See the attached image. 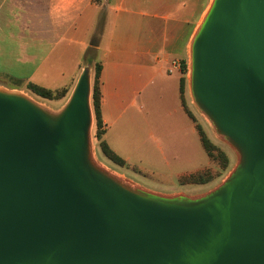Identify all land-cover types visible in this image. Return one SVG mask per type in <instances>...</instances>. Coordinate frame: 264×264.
I'll use <instances>...</instances> for the list:
<instances>
[{"label": "water", "instance_id": "1", "mask_svg": "<svg viewBox=\"0 0 264 264\" xmlns=\"http://www.w3.org/2000/svg\"><path fill=\"white\" fill-rule=\"evenodd\" d=\"M192 58L199 107L236 152L232 137L249 145L234 185L198 215L131 196L121 183L192 199L223 182L168 195L99 165L86 63L60 109L27 93L59 111L48 130L0 96V264H264V0H217Z\"/></svg>", "mask_w": 264, "mask_h": 264}, {"label": "crops", "instance_id": "2", "mask_svg": "<svg viewBox=\"0 0 264 264\" xmlns=\"http://www.w3.org/2000/svg\"><path fill=\"white\" fill-rule=\"evenodd\" d=\"M209 2L0 0V85L32 81L52 90L67 88V101L103 18L98 59L105 141L130 165L140 155L163 153L159 140L166 124L180 127L191 147L201 136L182 102L183 73L172 70V63L188 53ZM157 108L169 111L160 119ZM209 164L208 154L205 165L192 171Z\"/></svg>", "mask_w": 264, "mask_h": 264}, {"label": "rangeland", "instance_id": "3", "mask_svg": "<svg viewBox=\"0 0 264 264\" xmlns=\"http://www.w3.org/2000/svg\"><path fill=\"white\" fill-rule=\"evenodd\" d=\"M176 58H180L178 61L181 63V65L183 64L182 61H185L187 66L185 87L186 104L194 116L197 129L198 125H200L209 139L217 146V154L219 151H222L226 154L228 158V167L223 169L222 163L219 157H217L218 155L215 158L209 155L210 164L208 167L199 170L197 173H193L192 169L195 167H203V165H205L208 158V153L199 136H197V139L195 136V142L191 141L190 147L183 134L178 133L180 127L177 128V126H174L173 124H166L163 127L164 136H161L159 140L161 143L160 146H162L163 149V153L157 150V152L150 153L149 156L145 154H143V156L140 155L138 156L136 162H134L136 165H130L126 162L127 164L125 166H120L104 155L95 137L94 122L92 128V150L94 154V160L99 165L136 186L155 193L196 196L206 193L220 185L236 165L238 157L235 149L229 144V142H227L222 136L218 134L214 124L202 111L194 98L191 82L192 69L188 53L183 56H177ZM85 64L86 63L84 62V65ZM4 83L6 84V87L13 85L10 81H5ZM20 90L35 97L46 107L52 110L60 109L66 101V99H43L32 94L25 88H21ZM157 110L158 118L160 119L162 113L169 111L168 109L163 108H157ZM190 137L193 139L192 134ZM188 170H190V172H187L188 175L180 177V172ZM195 174H206L208 178L211 179L206 183L190 182L188 177Z\"/></svg>", "mask_w": 264, "mask_h": 264}, {"label": "bare ground", "instance_id": "4", "mask_svg": "<svg viewBox=\"0 0 264 264\" xmlns=\"http://www.w3.org/2000/svg\"><path fill=\"white\" fill-rule=\"evenodd\" d=\"M216 2L217 0H210L208 6L204 10L189 40L187 49H188V55L190 57L189 59L190 63L193 62L192 57L194 54L195 44L197 40L200 38V36L203 34L204 29L206 28L211 18L214 5L216 4ZM0 96L7 97L11 100H22L26 105L36 110L40 115L41 122L46 130H48L52 122L55 119H57V114L59 111L54 112L55 114L53 112H49L41 102L36 101V99L32 98L30 95H28L26 92L22 90L16 88L9 89L6 86H0ZM232 140L234 145L237 147V152H236L238 157L237 163L233 167V169L229 172V174L226 176L223 183L215 190L209 193L196 196L192 199H182L180 197L168 198V197L153 195L152 193H148L143 190L138 191L135 190L133 186H125L122 183L120 184V186L124 190L129 192L131 196L139 200H144L146 202L156 205H162L165 207L175 206L176 208H181L183 210L190 211L198 215L200 210H203L206 207L213 204L220 197H222L229 190V188H231L234 185L242 168L245 167L247 164L248 156L243 149L249 148L248 143L241 138L232 137Z\"/></svg>", "mask_w": 264, "mask_h": 264}, {"label": "trees", "instance_id": "5", "mask_svg": "<svg viewBox=\"0 0 264 264\" xmlns=\"http://www.w3.org/2000/svg\"><path fill=\"white\" fill-rule=\"evenodd\" d=\"M96 2H100V0H96ZM103 22L104 19L102 18L101 21L98 23V32L94 35L90 46L87 48L86 53H85V58L84 61L85 63H90L93 66V79H92V93H91V104H92V109H93V114H94V124H95V137L98 141L99 147L101 151L104 153V155L115 162L116 164L120 166H125L126 161L119 156L105 141L104 139V120H103V115H102V90H101V72H102V63L98 59V45H99V38L102 34L103 30ZM182 68L181 71L183 73V76L181 77L180 80V91L182 95V102L183 105L190 115L194 119V116L192 112L188 109V106L186 104L185 100V87H186V64L185 61H182ZM16 87H10V88H25L32 94L43 98V99H48V100H61L67 96L68 89L67 88H61V89H56L52 90L47 87H44L42 85H39L35 82L28 81V82H23V81H18ZM24 83V84H23ZM195 120V119H194ZM198 130L201 136L202 143L207 151V153L211 157H219L223 169H226L228 167V158L226 154L222 151H219V153H216L217 146L209 139L207 134L203 131V129L198 125ZM211 178H208L206 174H195V175H190L188 177V180L190 182L194 183H206L210 181Z\"/></svg>", "mask_w": 264, "mask_h": 264}, {"label": "built area", "instance_id": "6", "mask_svg": "<svg viewBox=\"0 0 264 264\" xmlns=\"http://www.w3.org/2000/svg\"><path fill=\"white\" fill-rule=\"evenodd\" d=\"M180 66L182 68L181 63L178 60H174L173 63H172V70L173 69H181Z\"/></svg>", "mask_w": 264, "mask_h": 264}]
</instances>
